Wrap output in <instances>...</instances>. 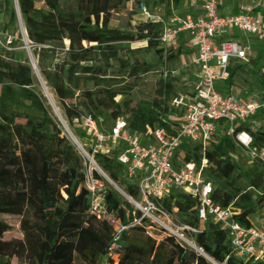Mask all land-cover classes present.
<instances>
[{
    "label": "trees",
    "instance_id": "1",
    "mask_svg": "<svg viewBox=\"0 0 264 264\" xmlns=\"http://www.w3.org/2000/svg\"><path fill=\"white\" fill-rule=\"evenodd\" d=\"M37 70L61 103L70 124L81 117L95 121L109 117L113 123L120 117L126 129L142 133L158 127L168 134L175 122L168 119V103L176 95L169 80L156 90L153 101L133 102L131 80L149 73L150 64L130 61L119 56L114 44L144 42L160 64L175 60L179 50L159 46V23L131 25L134 15L128 8L143 4L139 0H16ZM168 13L179 9L180 0H166ZM0 15L6 17L3 29L17 23L14 0H0ZM126 18V25L114 20ZM63 53L62 59L56 61ZM0 54V233L10 226L5 216L18 219L21 237L12 239L11 260L0 248V264H86L76 255L64 254L54 259V249L72 243V225L81 226L82 236L100 255L96 264L107 257L108 264H251L235 259L226 232L208 222L200 244L204 257L194 253L173 237H156L145 224L132 226L113 242L116 227L128 226L131 206L96 173L104 185L108 217L97 218L86 213L87 190L85 166L75 146L50 117L33 84V73L27 60L13 61ZM260 57L248 61L256 86L264 90V76L257 78ZM234 63L228 69L225 86L245 64ZM79 70L91 88H81L74 78ZM166 81V80H165ZM74 91L81 99L73 103ZM125 100L120 104L118 98ZM246 129L237 127L234 134ZM251 136L250 149L264 152V131ZM209 143L184 144L176 153L175 164L209 163L206 178L213 187L212 199L220 207H230L232 220L249 226V219L264 211V162L255 159L252 167L242 170L230 155L236 145L225 131ZM81 136L83 134L81 133ZM116 153L94 155L100 171L129 196L137 198L135 187L127 185L116 162ZM30 176L25 180V176ZM243 180L246 187L239 182ZM174 221L197 227L196 201L183 193L168 195L161 202ZM39 216V222L33 220ZM111 250V255L107 252ZM71 250V249H70ZM212 262H210L208 259Z\"/></svg>",
    "mask_w": 264,
    "mask_h": 264
},
{
    "label": "built area",
    "instance_id": "2",
    "mask_svg": "<svg viewBox=\"0 0 264 264\" xmlns=\"http://www.w3.org/2000/svg\"><path fill=\"white\" fill-rule=\"evenodd\" d=\"M220 0H180L179 9L168 16L149 15L143 10L149 23H159V46L172 49L182 37L194 50L193 80L185 94L176 93L169 101V111L178 112L179 121L164 129L146 128L142 133L126 129L118 117L108 131L100 129L98 121L81 117L73 121L80 129L88 146L86 153L75 140L76 149L85 157L84 185L87 190L88 215L108 217L104 186L93 175L105 176L93 161L98 154L116 153V162L127 185L135 187L137 198L129 196L121 187L111 182L112 188L131 206L128 226H117L113 242L119 234L132 226L145 224L148 233L156 237L170 236L188 248L200 246L208 222L226 232L231 252L241 263L264 264V219H249L245 227L232 220L230 207H220L212 199L213 187L206 178L209 163L202 159L199 165L175 164L176 153L184 144H200L208 147L219 132L233 137L235 145L247 150L252 159L264 162V152L251 150V136L259 124H254L264 114V103L238 100L226 87L228 69L234 63L246 62V50L238 35L264 40V22L255 13L258 6L240 5L237 14L224 15L218 11ZM140 7L143 9V5ZM18 37L0 28V49L14 50ZM165 66V63L162 64ZM162 77L167 72L162 68ZM237 127H245L234 134ZM90 154V155H89ZM85 166V165H84ZM93 168H92V167ZM106 177V176H105ZM183 193L196 201L197 227L179 223L162 208L161 202L169 194ZM111 250L107 255H111Z\"/></svg>",
    "mask_w": 264,
    "mask_h": 264
},
{
    "label": "rangeland",
    "instance_id": "3",
    "mask_svg": "<svg viewBox=\"0 0 264 264\" xmlns=\"http://www.w3.org/2000/svg\"><path fill=\"white\" fill-rule=\"evenodd\" d=\"M141 3H143V9L138 6V8H135L132 3L128 4L129 10L133 12V16L131 17L130 24L131 25H140L144 23H149L147 21L146 16L142 13L143 10L145 13L149 15H157L161 14L164 17L168 16V8L166 5V0H139ZM255 1V0H252ZM251 1V2H252ZM260 4L264 6V0H260ZM250 0H239L238 3H243L246 5L251 4ZM37 7H41V0L36 5ZM259 11V8H258ZM15 27H10L9 32L18 37L17 42L14 45V50L10 52H4L0 49V54L5 55L4 53H7V56L10 57L13 61H21V60H27L28 61V56H31L33 59L32 52L34 50V46H32L26 36L25 32L23 35V32L21 30V27L18 22ZM125 24L128 22V20L124 17L121 20H114L113 24L117 23ZM6 23V17L4 15H0V28H3L4 24ZM23 26V24H22ZM24 31V27H23ZM242 35H238V39L241 40ZM253 43L252 46H249L246 48V62H243L242 64H245L243 67V70L238 73L237 77L233 80V89H231V92L233 95L240 101L246 102V101H255L259 103H264V90L259 89L256 86V80L252 77L251 72H255L256 68H253V66L248 63L249 60L255 59L257 57H260V61L258 63V72H257V78L260 76H264V40H260L255 38L252 40ZM114 48L119 52V56L123 59H129L131 62L132 61H138L140 63H146L150 64L152 66V69L149 73L145 75H140L136 79L131 80L132 82V91L131 94L127 97L128 99H131L133 102H139V101H153L155 98V93L156 90L159 88L161 84H164L169 80L170 85L173 88L174 93H182L185 94L188 92L190 86H191V81L193 80V72H194V66L192 64L193 58H194V50H192L187 43L185 42V38L182 37L178 42L174 44L172 47L173 51L179 50V55L175 60H172L170 62H167L165 66L163 67L162 64H160L157 61V58L155 54L152 51H148L145 49V43L144 42H120L116 43L113 45ZM63 53H60L56 61H60L62 59ZM34 60V59H33ZM162 68L167 72V77L164 79L162 77L161 70ZM39 72V71H38ZM40 74V73H39ZM74 78L78 80V82L81 85V88H91L90 82L87 81V77L82 75L79 70H77L74 73ZM44 79V78H43ZM166 80V81H165ZM45 81V80H44ZM46 83V81H45ZM33 84L36 90L37 95L39 96L40 100L42 101V104L44 108L46 109L47 113L50 115V117L56 122L52 112L47 106V101L41 92V90L38 87V84L33 77ZM47 85V83H46ZM51 95L54 98V101L60 108L63 116H64V110L61 105V103L58 101L52 90L48 87ZM81 99V95L79 92L74 91V99L73 103L77 102ZM125 100L124 97L118 98V102L121 104ZM262 116H259V119L254 123V124H259V126L262 128L264 131V114H260ZM180 114L178 112L175 113H170L168 115V119L171 120L172 122H178ZM65 118V116H64ZM65 122L67 123V126L71 132V134L77 139L80 144L82 145L84 151L86 153H89L88 151V146H86L83 140V136H81V131L79 128L75 126V124L68 123L65 118ZM59 127L62 129L63 134L69 139V137L66 135L65 131L61 127V125L56 122ZM98 125L100 129L104 131H108L112 125L113 121L109 117H104L101 118L98 121ZM222 133L219 132L217 136L215 137L214 140L218 138ZM76 149V147H75ZM77 150V149H76ZM78 154L80 157L83 159L84 165L86 168L89 167V164L85 157L77 150ZM90 155V154H89ZM231 160L233 163L238 165L242 170L249 169L252 167L254 164L255 160L251 158L249 152L243 148H240L236 146L235 151L230 155ZM92 167V166H91ZM93 168V167H92ZM30 176H25V180H28ZM105 182L106 180L102 178ZM102 183V182H101ZM106 184L110 186L107 182ZM239 184L243 187H246V184L243 180L239 182ZM104 186V185H103ZM111 187V186H110ZM7 223L10 226V230L7 233H0V248H1V253L3 256L9 260L12 259L13 257V249L14 245L10 243V240L12 239H19L21 237L20 232L18 230V225L17 221L18 219L15 217H4ZM264 219V211L260 212L254 216L251 217V220L254 222H258ZM33 220L36 222H39L40 217L39 216H34ZM71 240H74L73 244L72 243H65L61 246L56 247L54 251V259L59 258L60 256L67 254L69 256L74 255L73 254V249L76 245V241L78 240L79 237L83 238L85 242L88 244V248L90 253L92 254V257L94 259V263L96 264L99 258V253L91 247V245L86 241V239L82 236L81 232V226L79 225H72L71 227ZM71 249V250H70ZM191 251H193L196 254H202L203 251L200 246H198V249L200 251L196 252L192 248H188ZM204 256V255H203ZM107 257L102 258L100 264H108L107 262ZM208 259V258H207ZM209 260V259H208ZM210 261V260H209ZM212 262V261H210ZM213 263V262H212ZM214 264V263H213Z\"/></svg>",
    "mask_w": 264,
    "mask_h": 264
},
{
    "label": "bare ground",
    "instance_id": "4",
    "mask_svg": "<svg viewBox=\"0 0 264 264\" xmlns=\"http://www.w3.org/2000/svg\"><path fill=\"white\" fill-rule=\"evenodd\" d=\"M18 22H19V25H20L21 30L23 32V35H24L22 20H21V17H19V16H18ZM28 59L31 62V64L34 65L33 77L35 78L39 89L41 90V92L43 93V95L47 101L48 108L52 112L56 122H58L61 125V127L65 131L66 135L70 138V140H72L73 145H75V140L72 137V134H71V132L67 126V123L65 122V118H64L60 108L58 107V105L54 101V98L51 95L49 89L47 88V85H46L43 77L39 74V72L35 66L34 60L31 58V56H28ZM192 249H194L196 252L200 253L198 247H194ZM73 254L76 255L78 258H80L86 264H93L94 263V259L92 257V254L89 251V248H88V244L81 237H79L78 240L76 241V245L73 249Z\"/></svg>",
    "mask_w": 264,
    "mask_h": 264
},
{
    "label": "crops",
    "instance_id": "5",
    "mask_svg": "<svg viewBox=\"0 0 264 264\" xmlns=\"http://www.w3.org/2000/svg\"><path fill=\"white\" fill-rule=\"evenodd\" d=\"M239 0H220L219 4H218V11L220 14H224V15H229V14H237L238 12V7L240 5H246L243 3H238ZM252 0H250L251 2ZM260 0H255L252 1L251 4L247 5V6H258L257 8H255L254 12L258 13L264 22V6H262L260 4ZM259 8V11H258ZM255 38L252 36H246V35H242L241 40L239 39V41L241 42L242 46L244 47V43H245V47L248 48L249 46H252L251 43L252 40H254ZM244 47V48H245ZM245 48V50H246Z\"/></svg>",
    "mask_w": 264,
    "mask_h": 264
},
{
    "label": "water",
    "instance_id": "6",
    "mask_svg": "<svg viewBox=\"0 0 264 264\" xmlns=\"http://www.w3.org/2000/svg\"><path fill=\"white\" fill-rule=\"evenodd\" d=\"M14 10H15V12H16V17L18 18V16L20 17V14H19V11H18V6H17V2H16V0H14ZM24 32H25V30H24ZM25 36H26V34H25ZM28 62H29V64H30V67H31V70H32V73H33V70H34V65H32L31 64V62L29 61V59H28ZM36 66V65H35ZM69 140H70V138H69ZM71 141V143L73 144V142H72V140H70ZM104 177V179L106 180V182L110 185V186H112L111 184V182L112 181H110L107 177H105V176H103ZM114 189V188H113ZM200 256H202V257H204L202 254H199Z\"/></svg>",
    "mask_w": 264,
    "mask_h": 264
}]
</instances>
